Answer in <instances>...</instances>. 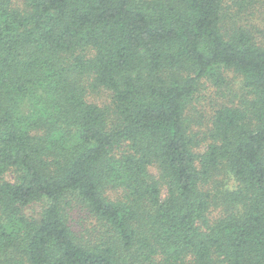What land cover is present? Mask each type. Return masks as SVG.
<instances>
[{
	"label": "trees",
	"instance_id": "obj_1",
	"mask_svg": "<svg viewBox=\"0 0 264 264\" xmlns=\"http://www.w3.org/2000/svg\"><path fill=\"white\" fill-rule=\"evenodd\" d=\"M0 264H264V0H0Z\"/></svg>",
	"mask_w": 264,
	"mask_h": 264
}]
</instances>
